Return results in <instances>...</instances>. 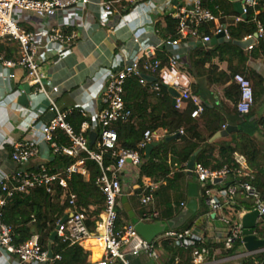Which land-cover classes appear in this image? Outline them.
Returning a JSON list of instances; mask_svg holds the SVG:
<instances>
[{"label": "built area", "instance_id": "1", "mask_svg": "<svg viewBox=\"0 0 264 264\" xmlns=\"http://www.w3.org/2000/svg\"><path fill=\"white\" fill-rule=\"evenodd\" d=\"M90 4L99 8V20L102 24L111 22L115 25L112 31H117L121 27L131 31L135 50L126 64L108 73L106 87L100 98V110L90 115L80 112L86 120L81 122L79 131L76 132L67 121L71 110H61L54 99L60 89L57 85L49 83L47 72L53 57L59 55L65 46H71L77 34L67 33L61 28L51 26L46 35L41 37L23 30L17 18L23 13L33 14L41 19L52 18L59 11L75 7L84 8ZM153 5L155 0H0V79L14 78L13 73L3 76L2 70L21 69L24 72V79L30 88L28 101L35 115L27 125L28 129L22 139L11 144L9 160L14 166L12 173L6 174L0 171V253L6 259L13 258L15 264H47L59 259L58 256L48 259V253L40 246L37 235L23 244L14 245L13 227L2 220V209L7 200L15 194L25 193L33 188H44L50 194L60 189L62 201L68 202L65 216L58 220L56 225L57 237L62 242L83 247L91 239L103 241V255L95 264H130L126 260L127 255L143 256L153 261L158 258L155 241L144 240L132 223L122 229L116 228L118 199L122 194L119 174L127 165L139 169L143 163L140 152L157 138L154 132L147 130L135 150L118 146L116 125L128 121L133 115L131 103L125 100V83L128 79L137 78L141 85H146L148 81L142 77L143 75L155 77L156 81L153 84L155 92L160 91L157 80L163 85L172 87L180 94L174 107L184 110L191 102L195 108L191 111L190 117L198 119L205 108L198 97L192 94L189 86L183 82V76L179 72L181 50L186 48L189 52L198 45H209L211 40L222 32L227 39L230 38L226 28L218 24V17L203 6L202 0H178L176 6H170L172 10L167 14L177 22V38L162 40L158 45H142L138 32L154 24L149 15ZM262 5V0H241V13L234 18L235 23L242 22L252 11L250 22L254 24L256 31L253 35L242 39V41H250L246 48L249 52L264 40V26L258 19L259 7ZM133 11H137V16L130 18ZM209 23L214 25L213 38L199 31L201 26ZM5 48H9V57L5 56ZM162 49L167 58L165 66H162L161 60L157 58L158 52ZM232 83L235 110L240 116L246 115L254 103L252 86L241 74L234 75ZM22 92L21 90L20 93ZM40 99L47 102L44 111L52 115L47 122L40 121L41 109H38ZM225 127L223 125L222 129ZM57 131L63 132L69 138L68 145L58 146L53 141L54 133ZM91 132L97 135L94 150L89 147L88 136ZM178 134L183 135V130H179ZM41 145L48 147L52 159L54 155L62 154L73 161L60 173L50 172L45 164L39 165L34 170L26 169L31 159L40 154ZM234 149L233 157L240 167L236 174L238 177H244L248 169L245 157L242 150L237 147ZM83 153L95 161L101 170L100 176L95 179V186L103 196L102 211L92 217H89V213L95 208L79 207L75 201L76 196L68 190V181L73 175L87 176L84 167L85 158L81 157ZM106 154L115 159L114 164L103 165V157ZM231 172L227 165L211 169L200 163L194 164L191 175L187 173V169L183 170L189 183H197L198 196L201 197L202 194L209 206L208 216H213V220L217 219L225 226L223 248L228 251L233 248L235 242L240 241L238 250L244 251L229 256V259H240L264 252V248L251 252L244 249L241 225V217L253 210L259 211L258 225L264 216V199L261 190L247 182L224 187L223 182ZM153 191L154 187L149 184L144 187V193L139 194L143 207L151 203ZM237 195L245 200H251L252 209L241 211L238 221H234L224 214L223 209L231 207ZM181 207L185 208V204L182 203ZM158 216L157 212L147 211L142 214L139 221H153ZM63 219L64 221L61 222ZM88 219L94 223L92 229L86 225ZM254 235L257 239L264 240L256 231ZM161 236L173 239V245L183 251L189 249L195 264L209 255L203 237L191 228L169 229Z\"/></svg>", "mask_w": 264, "mask_h": 264}, {"label": "crops", "instance_id": "2", "mask_svg": "<svg viewBox=\"0 0 264 264\" xmlns=\"http://www.w3.org/2000/svg\"><path fill=\"white\" fill-rule=\"evenodd\" d=\"M229 3L235 11V3L231 1H229ZM238 3H241V0H239ZM176 5L177 3H173V0H155V5H153L151 13L149 12L154 24L145 27L138 32L142 45L160 44L162 40L157 34L155 24L156 22H160L163 26V17L172 10L170 6ZM205 8L208 9L207 7ZM221 12L223 11L220 10V13ZM236 14V16H238V13ZM134 16H137V11H133L130 14V18H134ZM236 16L223 15V17H221L218 15L216 17H218V24L222 25L227 30L230 23L236 24L234 22ZM222 20L226 23L222 24ZM17 21L23 30L36 33L41 37L46 35L47 30L51 26L61 28L67 33L75 32L77 34V38L71 46H65L61 49L59 55L53 57L52 62L48 66V81L53 85H57L60 89L54 99L61 110H78L86 115H90L100 110V98L106 87L108 73L121 68L128 62L129 58L134 53L135 46L131 40V31L126 27H121L117 31H112V28L115 26L113 23L107 22L102 24L99 20V8L94 4H90L84 8L75 7L62 10L59 11L55 17L46 19H41L33 14L25 13L24 15L19 16ZM8 49L9 48L4 49L6 57L7 55L8 57L10 56ZM187 53L188 50L186 48L181 50V65H183ZM209 64L207 63L205 67L208 68ZM211 64L216 67L215 74L217 75L220 73L229 75L231 72L227 61H219L215 58L212 60ZM232 65H236L235 60H233ZM242 67L244 75H246L249 70H256L258 73L264 74L262 60L260 59L255 60L249 58ZM2 71L4 73L3 76L10 73L14 74V78L7 80L0 79V171L10 174L14 169L13 164L9 160L11 144L22 139L26 133L25 131L28 129L27 125L35 115L33 111L34 109L30 106L29 101L28 105H21L18 102V97L21 95V87L27 84L24 79V72L21 69ZM200 71L202 73L194 71V73L191 74L187 72V69L183 66L179 69V72L183 76V82L189 86L192 94L198 97L204 108H208L205 117L201 115L195 120L201 124V127L205 126L212 128L221 126L217 133L224 130L222 129L223 125L237 127L236 131L231 132L226 137H219L220 139L223 138L227 140L231 134L237 132L240 128L248 131L251 128L250 123L242 125V120H240L242 118L235 111V93L233 92L234 84L232 83V79L223 84L211 85L207 82L206 70ZM149 83H152L148 86L149 93H146L145 96L143 94H134V99L130 101L136 119L134 123L136 124L149 121L153 123L154 120L158 119L161 115L163 104L159 102L156 95L153 94V92H155L153 90V83L155 82ZM145 86L146 85H142V87ZM262 99L264 101V96ZM46 106L47 102L40 99L38 109H41L40 121L43 122H47L52 117L51 113L44 111L43 108ZM263 106L264 103L263 105L258 104L256 110L257 114L255 115L256 118L264 114ZM153 132L157 136V138L153 140L154 142H160L166 137L164 129H157ZM261 134H263V131L261 129L257 130L252 135V138L260 146L264 155V136ZM180 136L181 135L173 139L174 142L172 143V145L178 150L184 147V143L180 140ZM240 136H242V134H240ZM211 139H209L208 142H212ZM233 147L242 150L239 139L236 140ZM170 157L171 155L169 154V162ZM51 159L52 155L50 154L48 147L46 145H41L40 154L31 159L25 168L28 170H34L39 165L45 164ZM261 162L263 163L261 169L264 173L263 157H261ZM187 164L183 165L185 169H187ZM247 168V171H245L246 176L244 177H249L250 180L257 177L258 172L256 170L253 171L249 169L248 165ZM171 171L169 177L172 176L173 172L177 171V167L171 166ZM119 176L122 183V194L118 199V209H120V211L126 216V224H130L133 219L139 221L142 214L147 211L157 212L159 216L156 220L143 222L144 224L151 225L156 222L166 223L179 216L184 209L181 207L182 203H185L186 205L188 198L187 186L189 183L187 186L185 184V192H181V195H179L180 201L178 202V205L180 206V209L177 211L175 202H173L174 193L172 190L163 189L164 186H166V183L162 179L154 180L143 177L139 183V169L134 168L131 165H127L121 171ZM184 182H189L186 176ZM255 183L256 184L252 186L262 192L264 190V178L258 175V180ZM149 184L154 187L153 199L147 207H143L138 196L139 194L144 193V187ZM138 190L139 193H137ZM237 197L240 198L241 196L237 195ZM238 198H234V204ZM198 205L199 208L197 213L188 215L183 222H176L175 225L177 228L171 230L191 228L194 232L203 237L204 245L209 249V255L200 263L197 261V264H238L237 261L239 259H229V256L224 254L226 252L223 248V241L226 235L225 226L217 219L213 220V216H208L209 206L206 203V200H201L200 196L198 198ZM125 207H127V209ZM205 207L208 208L207 211H205ZM229 209L232 212L231 207ZM241 211L249 210L242 209ZM241 211L239 213H241ZM198 215L202 216L200 217ZM162 234L157 236L154 235V237L151 236L153 237L152 241H156ZM95 241L96 239H91L87 242L88 247L85 245L82 247L89 253V264H95L93 259L96 260L101 258L100 253L99 257H96L95 255L98 252L93 253L91 250ZM220 244H222V246H220ZM243 251V249H239L237 252L242 253ZM144 259L145 257L143 256H126V260L130 264H144ZM169 259L170 257L161 251L158 261L153 262V264H171ZM191 260L190 264H195L192 257ZM177 263L178 260L176 259L174 264ZM0 264H15V261L13 258L11 260L6 259V257L0 253Z\"/></svg>", "mask_w": 264, "mask_h": 264}, {"label": "trees", "instance_id": "3", "mask_svg": "<svg viewBox=\"0 0 264 264\" xmlns=\"http://www.w3.org/2000/svg\"><path fill=\"white\" fill-rule=\"evenodd\" d=\"M202 3L214 16L220 15L223 17V15H237L228 0H202ZM262 3L263 5L259 7L260 13L258 19L264 26V0H262ZM220 10L223 12L220 13ZM251 17L252 11L244 21L236 24L230 23L228 25L227 30L230 42H223L213 46L201 44L193 50H190L181 67L183 66L187 69V72L191 74H193L194 71L202 73L200 70H206L207 82L211 85L223 84L232 79L236 74L244 75L242 66H244L249 58L262 60L264 68V40H261L250 52L231 42L233 40H242L244 37L254 34L256 29L254 24L250 22ZM162 21L164 22L163 26L160 22H156L155 24L159 38L161 40L177 38V22L168 15H165ZM221 22L222 24L226 23L224 20ZM199 31L201 34L213 38L214 25L212 23L204 24L200 27ZM164 53V49H162V51L157 54V58L161 60L162 66L167 64V58ZM215 58L219 61L228 62V67L231 70L229 75H224L223 73L218 75L215 74L216 67L211 64L212 60ZM233 60L236 61L235 66L232 65ZM207 63H210L208 68L205 67ZM244 76L249 80L252 86L254 103L250 112L241 116L242 119L240 120H242V125L250 123L251 128L248 131L240 128L237 132L231 134L227 140L219 138L212 142H208V140L220 130L221 126L212 128L205 126L201 127V124L197 120L190 117L191 111L195 108L191 102H189L187 108L184 110H178L173 107L167 88L160 80H157L160 91L156 93L153 92V94H155L159 102L163 104L161 115L158 119H155L153 123L149 121L136 124L134 123L136 119L133 113L128 121L118 123L116 125L118 145L123 149L135 150L137 144L142 140L143 133L147 130L153 132L157 129H164L166 137H168L178 134L179 130L182 129L183 135L180 136V140L184 143V147L180 150L176 149L172 145L174 140L167 141L165 137L158 142L159 144L152 150L148 158H145L144 151H141L140 155L143 163L139 167V183L143 177L154 180L162 179L166 183L163 189L175 192L179 188L176 185L181 183L180 186L183 188L182 190L180 189V191L185 192V184L187 186L189 182H184L185 174L183 173V169H185V167L183 165H186L195 153V163H200L211 169H217L227 165L232 170L224 187L241 182L255 185V182L258 180V175L264 178V173L261 169L263 166L261 157L264 158V155L260 146L252 138V135L257 130L261 129L264 133V114L257 118L255 117L258 104L263 105L264 103L262 99L264 96V74H260L256 70H249ZM151 84L152 83L148 82L145 87H142L137 78L128 79L125 83V100L129 102L132 101V99H134V94H143L145 96L146 93H149L148 86ZM207 110L208 108L204 109L202 114L203 117H205ZM85 120L86 118L83 117L78 110H72L67 116L68 123L76 132L79 131L81 122ZM240 134H242V136H240ZM237 139L240 140L242 153L249 169L258 172L257 177H254L252 180H250L249 177H238L236 174L237 170L240 169L233 157L235 152L233 144H235ZM53 141L58 146L69 144V138L61 131L54 133ZM91 149L94 150L95 145H93ZM169 154L171 155L170 162L168 159ZM81 157L85 158L84 167L87 170V176L84 177L79 174L73 175L68 181V190L76 196L75 201L79 207L85 209L91 206L95 207L94 211L89 213V217L97 216L102 211L103 196L95 186V179L100 176L101 170L98 164L88 158L85 153L81 154ZM72 161L73 159L70 157L58 154L54 155L50 162L45 163V166L52 173H60L63 172ZM114 163V158L107 154L104 155V166ZM171 166H176L177 171L173 172L172 176L169 177L172 172ZM137 193H139V190ZM261 193L264 199V190ZM242 198L241 196L237 199L238 201L236 200L235 204H232V212L229 209L230 207H225L223 209L224 214L231 220H237L238 214L242 209H252V204L246 203ZM201 200L203 201V199ZM67 208L68 202L62 201L60 189H57L54 194H50L47 193L44 188H33L28 189L25 193L15 194L12 198L7 200L6 205L2 209V220L5 224L13 227L14 245L18 246L23 244L32 236L37 235L40 246L43 250L47 251L50 237L56 229L57 221L65 216ZM86 225L90 229L94 227V223L90 221V219L86 221ZM116 228L119 229L117 224ZM255 231L264 239V216L258 223ZM154 245L156 249L161 248V250L170 257L169 262L171 264H174L176 259L178 260L177 264H190L192 261L189 249L183 251L181 248L175 247L171 241L156 240ZM220 246H222V244H220ZM239 246L240 241L235 242L233 248L226 251L224 254L227 256L235 255ZM51 250L53 257L58 256L59 259H54L47 264H89V253L78 244L69 245V243L62 242L59 237H56L51 243ZM237 263L264 264V252L251 257L240 258Z\"/></svg>", "mask_w": 264, "mask_h": 264}, {"label": "water", "instance_id": "4", "mask_svg": "<svg viewBox=\"0 0 264 264\" xmlns=\"http://www.w3.org/2000/svg\"><path fill=\"white\" fill-rule=\"evenodd\" d=\"M178 0H173V3H177ZM233 3H235V11L236 13H241V3H238L239 0H229ZM228 43L230 42L229 39L225 37V34L222 32L218 35H216L210 42L211 45H215L217 43ZM233 44L238 45L239 47L246 49L248 45L250 44V41H242V40H233L231 41ZM145 80L149 82H155L156 78L150 77L148 75L142 76ZM168 93L171 97V103L174 107L176 104V99L179 98L180 94L178 91L173 89L172 87H169L167 85H164ZM21 90L23 91L21 95L18 97V102L21 105H28V95L30 93V88L27 84L23 85L21 87ZM237 127L235 126H226L224 130H222L220 133H217L214 135L211 139V141L215 140L219 137H226L231 132L236 131ZM96 133L91 132L89 133L88 139H89V147L92 148V146L95 143L96 140ZM179 137V134H174L171 136L166 137L167 141L173 140L175 138ZM158 142H151L148 143L144 149V156L145 158H148L152 150L158 145ZM195 155L196 153L191 157L190 161L187 164V173L189 175L192 174V170L194 168L195 164ZM187 202L185 205V208L182 210V212L179 214V216L175 219L169 220L166 223L165 222H156L151 225H146L143 222L138 221L137 219H133L131 222L136 232L146 241H152L154 235H159L164 233L168 229H175L177 228L175 223L176 222H183L185 218H187L188 215H192L198 212V185L196 182H190L187 186ZM125 200V199H123ZM127 209V207H125ZM260 218L259 211L253 210L249 213L244 214L241 217V225H242V236H243V243H244V249L248 252L256 251L258 249L264 248V240L257 239V237L254 235V231L257 227V221ZM64 219L61 221L63 222ZM153 236V237H151ZM57 237V228L53 231L50 237V242L48 244V259L51 260L53 258V253L51 250V243L52 241Z\"/></svg>", "mask_w": 264, "mask_h": 264}, {"label": "rangeland", "instance_id": "5", "mask_svg": "<svg viewBox=\"0 0 264 264\" xmlns=\"http://www.w3.org/2000/svg\"><path fill=\"white\" fill-rule=\"evenodd\" d=\"M25 13H23L22 15H24ZM263 110H264V106H263ZM261 135H263L264 136V133L263 134H261ZM225 182H227V180H225ZM225 182H224V184H225ZM181 184V183H180ZM180 184H177L176 186L177 187H179L175 192H173L174 193V195H173V202H175V206H176V208H177V211H179V209H180V206L178 205V202L180 201V196L179 195H181V192L182 191H180V189L182 190V186H180ZM180 191V192H179ZM202 191V190H201ZM139 197V196H138ZM201 199H203V201H205V199H204V196L201 194ZM139 201H140V197H139ZM244 201H246V203H252V201L251 200H244ZM204 205V204H203ZM204 209H206L205 211H207L208 210V208H204ZM118 211H117V214H118V218H117V221H116V224L118 225V227H119V229H122L124 226H126L127 224L125 223V220H126V216L120 211V209H117ZM198 216H202V215H198ZM236 221H238V219L236 220ZM220 222V221H219ZM221 223V222H220ZM222 224V223H221ZM218 226H219V223H218ZM183 230V229H182ZM167 231V230H166ZM165 231V232H166ZM158 241H161V240H168V241H173V239H170V238H166V237H160V238H158L157 239ZM85 245V244H84ZM157 251H158V258H159V255H160V253H161V248H157ZM103 255V254H102ZM101 255V256H102ZM100 256V257H101ZM158 258L155 260V261H158ZM100 259V258H99ZM98 259V260H99ZM94 261V260H93ZM97 261V260H96ZM96 261H94V262H96ZM155 261H153V260H150V259H147V258H145L144 259V264H153V262H155ZM230 264H232V263H230Z\"/></svg>", "mask_w": 264, "mask_h": 264}, {"label": "bare ground", "instance_id": "6", "mask_svg": "<svg viewBox=\"0 0 264 264\" xmlns=\"http://www.w3.org/2000/svg\"><path fill=\"white\" fill-rule=\"evenodd\" d=\"M90 241V240H89ZM89 241H87V242H89ZM87 242L85 243V246L86 247H88L87 246ZM91 250H92V252L94 253V252H98L95 256L96 257H99V253H100V256L103 254V250H104V247H103V241L102 240H100V239H97L95 242H94V244L92 245V247H91ZM102 257V256H101ZM99 259V258H98ZM98 259H96V260H98ZM94 260V259H93ZM96 260H94V261H96Z\"/></svg>", "mask_w": 264, "mask_h": 264}]
</instances>
